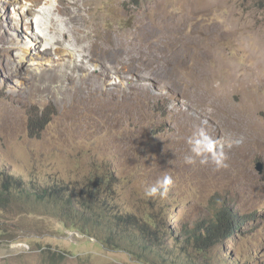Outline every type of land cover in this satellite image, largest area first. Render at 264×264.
Returning <instances> with one entry per match:
<instances>
[{"label": "rangeland", "instance_id": "374dc122", "mask_svg": "<svg viewBox=\"0 0 264 264\" xmlns=\"http://www.w3.org/2000/svg\"><path fill=\"white\" fill-rule=\"evenodd\" d=\"M74 1L0 0V264H264V0ZM198 126L227 167L186 162ZM216 195L252 220L203 254Z\"/></svg>", "mask_w": 264, "mask_h": 264}, {"label": "trees", "instance_id": "16d2710c", "mask_svg": "<svg viewBox=\"0 0 264 264\" xmlns=\"http://www.w3.org/2000/svg\"><path fill=\"white\" fill-rule=\"evenodd\" d=\"M40 121H38L36 124H38ZM45 123H42V126H44ZM32 130L33 127H32ZM13 176V175H12ZM18 184H22L24 181L22 179V182L19 179H14V182ZM53 192L47 191V188L43 189L45 192H43L41 195L38 192L32 191L29 189H23L22 191L28 195L30 199H39L41 202H45L47 204L54 203L55 205L67 203L68 205H71L73 207V204L75 203L74 194H71L69 197H67L68 201L64 202V197L68 195L65 192L64 186H61L59 184V192L58 195L55 194V190L57 189V186L52 187ZM64 193V195H63ZM63 195V196H62ZM12 194L7 191V189H0V203L1 202H9L12 199ZM57 196L59 198H57ZM63 197V198H61ZM89 198H91L89 196ZM215 203L212 204V215L211 217H208L206 219L199 220L194 227L187 229L186 234L184 238H189V242H192L196 249L200 251V253H207L210 251L211 248L220 245L224 241L231 239L234 237V235L241 230L242 227L248 225L249 221L252 220V218L248 216H243L238 211L232 207H230L226 202L222 203L219 201L218 196L216 195L213 198ZM94 206L86 204L85 208L88 211H97V209ZM74 208V207H73ZM99 209V208H98ZM70 211H72L70 209ZM83 218L80 219V222ZM85 221L83 225H76L78 230H85L87 227L90 226L91 217L84 218ZM74 224V223H73ZM151 225V224H150Z\"/></svg>", "mask_w": 264, "mask_h": 264}, {"label": "clouds", "instance_id": "9594fccd", "mask_svg": "<svg viewBox=\"0 0 264 264\" xmlns=\"http://www.w3.org/2000/svg\"><path fill=\"white\" fill-rule=\"evenodd\" d=\"M187 143L190 146V152L193 154L186 157L187 163H193L194 157H202L201 163L208 162L209 158L217 167H227L225 161L227 156L217 140L208 134L203 126H198ZM173 185V179L170 175H164L156 181V184L146 189V195L161 197L167 195L169 188Z\"/></svg>", "mask_w": 264, "mask_h": 264}, {"label": "bare ground", "instance_id": "6f19581e", "mask_svg": "<svg viewBox=\"0 0 264 264\" xmlns=\"http://www.w3.org/2000/svg\"><path fill=\"white\" fill-rule=\"evenodd\" d=\"M30 4H32V6L31 7H28V13H30V14H32V15H35L36 13H35V9L33 8L34 6H37V5H40V3H42L43 2V0H27ZM80 1L81 0H75L74 1V5L75 4H77V5H79L80 4ZM71 3H72V0H59V5L57 6V8L55 9V12H58L59 14H62V15H64V13H63V11H67V10H71L72 9V6H71ZM34 5V6H33ZM22 9L23 10H21L22 11V14H23V19H25V21H26V17H27V15H28V13L27 12H25L24 10H25V7L23 6L22 7ZM47 11V10H46ZM45 13H48V12H45ZM65 16V15H64ZM82 13L80 12V13H74L73 12V15H72V20L74 21L75 19H80V18H82ZM53 20L55 21V25H53V26H51V27H49L48 29L50 30V32H52V29H53V27H55V28H57L58 27V20H60V21H63L64 23H65V25L66 26H68V24H67V22H66V19H65V17L64 18H62V19H55V18H53ZM59 25H60V23H59ZM40 27H43V25L42 24H40L39 25ZM61 28V27H60ZM60 28H57V30H58V32H63L64 34H66V33H68L70 30H68V32L67 31H63L62 30V28L60 29ZM69 28H70V26H69ZM68 28V29H69ZM67 29V28H66ZM104 37H107V34H105L104 35ZM35 38V40H38V36H35L34 37ZM57 42L58 43H62V40L59 38V39H57ZM97 43L96 42H94V44H93V46L94 47H97V48H99V47H101V46H95ZM61 49L62 48H57L56 49V54L57 55H59L57 58H53L52 57V55H53V51H54V48L53 49H47L46 50V53L49 55V58L48 59H52V61H55L54 59H56V61L55 62H57V61H59V60H63L67 55H70V56H72L73 55V53L71 52H69V50L68 49H66L65 48V50H63V51H61ZM26 51H28V48H27V50ZM25 51V52H26ZM43 55V54H42ZM44 56V55H43ZM44 58V57H43ZM83 60V59H82ZM85 61V60H84ZM79 65V64H78ZM76 66V65H75ZM81 66V65H80ZM45 75V74H44Z\"/></svg>", "mask_w": 264, "mask_h": 264}]
</instances>
